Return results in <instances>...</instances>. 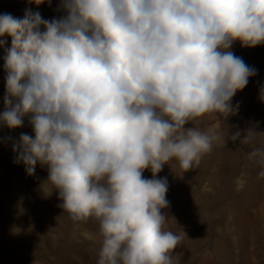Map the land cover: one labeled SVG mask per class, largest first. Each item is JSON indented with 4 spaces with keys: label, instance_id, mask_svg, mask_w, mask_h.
Returning <instances> with one entry per match:
<instances>
[{
    "label": "clouds",
    "instance_id": "9594fccd",
    "mask_svg": "<svg viewBox=\"0 0 264 264\" xmlns=\"http://www.w3.org/2000/svg\"><path fill=\"white\" fill-rule=\"evenodd\" d=\"M60 8L66 14L52 20L0 14V37H11L0 124L14 129L28 117L34 132L13 145L15 162L28 175L47 167L50 194L74 222L98 221L97 264H174L186 233L164 229L169 184L156 174L173 160L184 174L215 143L237 141L239 132L187 125L238 112L232 98L257 69L232 45L264 44V0H61ZM254 136L249 128L240 141ZM248 159L264 166V149Z\"/></svg>",
    "mask_w": 264,
    "mask_h": 264
},
{
    "label": "rangeland",
    "instance_id": "374dc122",
    "mask_svg": "<svg viewBox=\"0 0 264 264\" xmlns=\"http://www.w3.org/2000/svg\"><path fill=\"white\" fill-rule=\"evenodd\" d=\"M60 3L0 0V14L22 19L26 11L39 12L52 20L66 14ZM0 39L6 41L0 47L3 112V57L11 37ZM232 51L257 69V75L232 98L238 112L227 119L218 112L208 113L187 126L213 129L225 138L239 132L237 141L215 143L200 164L184 174L175 160L156 174L169 184V207L162 209L167 217L164 229L186 233L173 252L174 264H264V177L259 176L264 166L248 159L253 149H264V44L242 47L235 41ZM249 128L254 139L242 143ZM22 133L34 136L28 117L22 127L0 124V264H97L102 240L98 221L74 222L59 207L58 193L50 194L47 167L38 163L35 174L28 175L25 165L15 162L13 145ZM143 176L153 178L149 169Z\"/></svg>",
    "mask_w": 264,
    "mask_h": 264
}]
</instances>
